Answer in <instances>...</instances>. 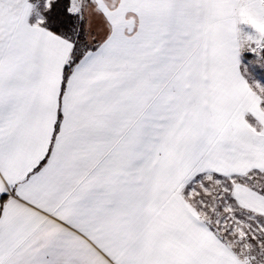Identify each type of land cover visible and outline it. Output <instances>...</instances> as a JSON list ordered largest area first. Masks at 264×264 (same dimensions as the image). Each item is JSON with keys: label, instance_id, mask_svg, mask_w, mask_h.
<instances>
[{"label": "snow or ice", "instance_id": "obj_1", "mask_svg": "<svg viewBox=\"0 0 264 264\" xmlns=\"http://www.w3.org/2000/svg\"><path fill=\"white\" fill-rule=\"evenodd\" d=\"M0 264H264V0H0Z\"/></svg>", "mask_w": 264, "mask_h": 264}]
</instances>
